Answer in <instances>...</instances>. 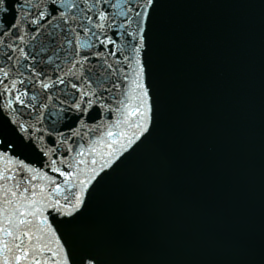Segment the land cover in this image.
Instances as JSON below:
<instances>
[{"label": "water", "instance_id": "water-1", "mask_svg": "<svg viewBox=\"0 0 264 264\" xmlns=\"http://www.w3.org/2000/svg\"><path fill=\"white\" fill-rule=\"evenodd\" d=\"M0 11V264H264V0Z\"/></svg>", "mask_w": 264, "mask_h": 264}]
</instances>
